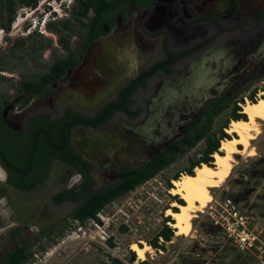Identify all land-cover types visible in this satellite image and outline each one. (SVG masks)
I'll return each instance as SVG.
<instances>
[{
    "label": "rangeland",
    "instance_id": "1",
    "mask_svg": "<svg viewBox=\"0 0 264 264\" xmlns=\"http://www.w3.org/2000/svg\"><path fill=\"white\" fill-rule=\"evenodd\" d=\"M43 1H39L37 10H28L17 6L9 32L0 28V99L2 97L13 98L19 78H29L31 73L44 72V66L48 65L50 55H66L67 53L59 42L60 35L52 32L48 27H45V32L40 31L39 35H34V29L38 30L42 26L41 24L37 25L38 17L42 14L44 18L48 17L52 11V8L49 12L46 11V3ZM53 1L49 0L51 5H53ZM207 1L185 0L184 4L187 9L192 7L198 14V18L188 21L191 24L188 28L183 26L181 20L184 19L180 14L171 18L169 24L177 37L180 36V38L193 36L194 41L197 42L211 35L212 39L208 47L197 55L183 60L178 65L179 69L175 71L176 74L153 76L148 80L146 89L138 90L134 95L137 105L144 108L141 114V117L145 116L143 122L149 120L144 130L149 132L150 136L151 133L148 129L153 128L155 132L159 129L156 118L162 115L166 104H178L176 100L178 89L182 88L183 91H186L192 87L200 88L204 83L210 84L213 78H217L214 76L211 78V76L213 70L222 61V55L214 53H226L225 58L228 62L219 69L223 80L240 72L246 66L244 55L240 58V63L235 66V71L232 70L233 60L236 59L232 49L236 50V55H242L238 48L240 45L238 43L242 42V35L239 33L240 28L236 27L237 21L240 16L248 15L253 11H259L264 15V0H235L236 9L229 16L226 15L225 10L229 0H210L208 1L210 3ZM1 2L2 0H0V21L5 23L6 11ZM177 8L180 9V5ZM43 10L45 11L43 12ZM149 14L143 15L136 9H132L127 17L128 22L123 25L127 29L125 27L121 31L112 29L105 36L99 53L104 56L110 55L111 58L106 60L108 63L106 65L108 69L115 70L112 79L117 78L121 81L127 76V73L134 75L137 68H146L152 61L160 59L162 37L157 36L158 34L153 31H148L147 28L139 27L152 19V11ZM206 15L210 20L200 21L201 18L206 19ZM91 16L92 13H88L87 18L83 19V23H87ZM223 16H227V18ZM49 18L51 17L49 16ZM197 19L200 22L192 24ZM224 19H228V28L221 27V22ZM213 20L216 21V24L211 22ZM60 21H67L68 30L65 31L60 25ZM28 22L31 23V28L24 30ZM50 22L57 25L64 39L67 40L68 50L73 54L81 55V41L86 36V28L78 25L70 16L62 19L60 10L56 11V17L50 19ZM148 32L154 33L155 36L150 37ZM177 37H174L175 40L178 39ZM171 40L173 39L171 38ZM41 41L50 43V46L43 50H34L33 48L37 47ZM143 44L145 51L137 48ZM148 46L151 47L147 48ZM259 52H264V41ZM113 55H115V59L112 57ZM254 56L249 55V60H254ZM147 58L149 60H146ZM211 67H214L212 71ZM258 77L261 78L258 79ZM246 83L251 86V89L259 91L256 99L264 97L262 92L264 89V68L259 69L257 76ZM247 95L248 92H245L244 96L247 97ZM191 104L192 102L188 103V105ZM148 110L149 112H147ZM229 114L230 109H227L214 119L212 129L214 132L219 131L227 122H230ZM153 119L156 124L153 123ZM120 120L119 115L115 117L116 125ZM168 125H170L169 122ZM260 125V134L251 142L255 149V155L235 156L236 161L230 176L222 186L211 189L213 201L202 212H198L192 220L190 235L175 236L174 229L169 225L173 219L166 216L165 212L172 208V203L175 202L172 200L174 195L169 193L168 183L170 182L174 187L172 181L178 175L180 178L183 175L182 172L188 169L190 162L199 157L205 147V141H201L183 158L175 161L149 182L117 199L116 208L105 210L108 221L111 223L106 235H111L112 245L108 243L102 245L103 238L101 236L107 237L102 231L90 230V235L97 240L95 242L87 241L86 236L77 235L73 229H69L72 219L69 214H65L66 219L61 229H58V232L54 234L55 240L43 237L37 239L32 248L33 259L27 264H109L110 259H118L121 264H261L264 261V121H261ZM113 128L114 125L111 123L101 128L100 132H109ZM88 133L89 131H86L83 135L90 137L91 135ZM222 206L238 211L245 218L248 229L256 235L258 241L251 251H238L224 237L220 229L212 223L208 215L210 207L219 211ZM71 209L66 205L57 208L49 206V218L60 216ZM166 217L170 218V222L166 223L167 227L173 230L171 241L164 243L162 250H155L150 246V253L146 254L145 260H139L137 253L131 250V245L137 244L142 247L144 244L149 245L148 243L162 229ZM159 242L163 243L160 240ZM39 246H43L45 250H39ZM132 251L135 254L134 262L129 260Z\"/></svg>",
    "mask_w": 264,
    "mask_h": 264
},
{
    "label": "flooded vegetation",
    "instance_id": "2",
    "mask_svg": "<svg viewBox=\"0 0 264 264\" xmlns=\"http://www.w3.org/2000/svg\"><path fill=\"white\" fill-rule=\"evenodd\" d=\"M75 1L68 4L62 0H54L55 4H53L57 6V10L62 11L63 19L71 17ZM50 2L43 1L46 3L47 12L53 8ZM184 2L185 0H153L150 7L143 9L133 4L126 5L123 12L115 15L114 23L111 26L105 24L102 27L103 34L90 41L87 47H84L86 36L82 39L81 55L73 54L69 50H66V55H50L48 70L45 68L42 73H31L29 78H19L13 98L0 99V171L3 174L0 177V264H5L7 253L21 246H27L30 242H36L39 237L49 239L47 236L49 227L53 226L54 233H57L66 219L65 214L70 216L92 194L101 193L117 185L125 178L127 172L141 167L151 157L162 151L154 153L151 157L146 156L150 145V135L146 134L144 129L149 120L143 122L145 116L141 117V114L144 108L137 105L134 95L138 90L146 89L148 80L153 76L176 74L175 71H178V65L183 60L197 55L211 43V35L197 42L194 41L193 36L177 37L169 24L171 18L180 14L184 19L181 21L185 28L191 26L188 23L189 20L198 18L195 9L190 7L188 10ZM179 5L180 9L177 8ZM23 8L37 10V6ZM231 8H233L232 11H230ZM132 9H136L143 15L145 13L150 15L152 11V19L139 27L147 28L148 31H153L158 34L157 36L162 37L160 59L152 61L146 68H137L134 75L127 73L121 81L117 78L112 79L115 70L108 69L106 65L108 64L106 60L111 58L110 55L95 53L88 59V67L80 69L85 62V53L89 44L105 37L112 29L120 31L124 27L127 29L123 25L128 22L127 17ZM235 9V0H229L225 9L226 15L233 14ZM256 12L240 16L237 21L236 27L240 28L239 33L242 35V42L238 43L240 44L238 48L242 55H236V50L231 48L236 58L233 60L232 70L235 71V66L240 63L239 60L244 55L246 66L240 72L223 80L219 69L228 60L225 58V52L221 54L216 52L214 54L222 55V61L216 69L213 70L214 67H211V71L213 70L211 78L213 76L217 78H213L210 84L204 83L203 86L209 88L216 83H223L221 87L227 93L234 89L237 83H244L256 77L258 70L264 68V56H256L264 55V52H259L264 41V15L259 11ZM49 16L44 18L42 14L38 17L40 20L46 19L45 27L51 23L50 19L56 17V12ZM207 16L200 21L210 20ZM227 16L223 17L227 18ZM200 21L197 19L192 24ZM211 22L216 24L214 20ZM221 24L222 28H228V19L222 20ZM24 30L27 28L24 27ZM154 33L148 32V35L154 37ZM174 37L178 39L175 40ZM149 47L151 46L147 48ZM137 48L145 51L144 44ZM169 54L184 55L168 65L170 75L165 74L163 70H157L144 80V88L138 86L128 97L131 101L127 104L128 108L130 111L137 112V115L129 116L122 110H116L98 126L82 123L71 125L75 118L90 121L100 119L99 115L105 108L119 103L124 104V95L120 98L121 92L129 88L140 73L167 61ZM249 55H255L254 60H249ZM114 56L112 57L115 59ZM57 63L69 65L63 70V74L51 81L41 93L33 94L30 90L23 88V81H33L45 72L58 71L59 67L55 68ZM234 78L237 79L230 84L229 81ZM118 82L121 83L118 84ZM221 87L215 88L220 91ZM70 113L74 117H70ZM118 115L121 120L116 125L117 122L115 123L114 119ZM111 123L114 125L112 130L100 132L101 128ZM86 131H89L88 135L93 137L83 135ZM70 193L76 197L66 198L59 203L55 202L54 198L58 195H70ZM62 205L72 209L60 216L49 218V206L57 208Z\"/></svg>",
    "mask_w": 264,
    "mask_h": 264
},
{
    "label": "trees",
    "instance_id": "3",
    "mask_svg": "<svg viewBox=\"0 0 264 264\" xmlns=\"http://www.w3.org/2000/svg\"><path fill=\"white\" fill-rule=\"evenodd\" d=\"M40 0H2L1 5L6 11V22L0 21V28L9 32L10 26L14 19V13L16 7H31L35 8ZM153 0H76L75 6L71 11V18L76 21L78 25L86 28V38L84 42V47H87L88 43L101 34H103L102 27L107 24L111 26L114 23V18L117 13L123 12L125 6L128 4H133L138 8H146L152 5ZM233 8L230 9L232 11ZM92 13V16L88 19L87 23H83V19L87 18L88 13ZM61 22V21H60ZM60 25L66 30H68L67 21L61 22ZM49 30L60 35V43L63 49L68 50L67 40L64 39L63 35L58 30L57 25L50 23L48 25ZM40 33L34 32V35H39ZM69 35V34H68ZM50 46V43H45L41 41L39 45L34 50H43ZM72 55V54H71ZM184 55H168L167 61L159 63L153 66L150 70L142 72L138 77L131 83L130 87L121 92L120 98L124 95V104L112 105L105 108L100 113V119L97 120H85L76 119L71 122L82 123L84 125L98 126L103 123L104 119L112 114L116 110H122L129 116L137 115V112L130 111L127 104L131 101L128 97L135 92L138 86L142 88L145 87L144 80L152 76L157 70H163L165 74L170 75L171 71L168 69V65L180 59ZM69 64H55V68L59 67L58 71L52 70L50 73L45 72L43 75L38 76L37 79L33 81H23V88L30 90L33 94H39L49 85L51 81L56 80L63 74V70ZM49 69L48 65L44 66ZM262 77V76H261ZM261 77H258L261 78ZM245 92H248L247 97L244 96ZM259 91L257 89H251V86L244 83H237L234 89L225 93L221 97L207 100L199 110L193 122L186 128V130L180 135L178 139L173 141L169 146L163 149L158 154L151 157L144 165L139 168L133 169L125 174V178L119 182L117 185L109 187L101 193H94L91 197L84 201L78 208L70 215L71 219L78 220L80 222H85L87 219L95 218L96 214L102 210L106 205L110 204L112 201L117 200L126 196L128 193L134 191L139 186L152 180L157 174H159L164 169L168 168L175 161L183 158L190 150L197 146L201 141H205V147L201 151L198 158L193 159L187 170L182 173L187 175H194V169L201 167L202 165H207L208 167H213L214 165V154H221L219 148L223 140H228L231 137L225 133V129L228 127L229 122H227L219 131L214 132L213 122L214 119L227 109H230V114L228 117L229 121H239L246 120V115L242 113V105L246 101L250 103H255L257 101L256 97ZM264 93V89L262 90ZM74 117L72 113L69 115ZM52 144V142H50ZM179 179V175L175 177L174 180ZM171 183H168V189H172ZM74 194L70 195L60 194L54 198L55 202L59 203L66 198H75ZM172 200L183 205V200L175 195L172 196ZM173 212H178L177 208H170ZM170 222V218L166 217L165 223L162 229L155 235V237L148 243L155 250H162L164 248V243L171 241L173 237V230L167 227L166 223ZM55 228L49 227V239L55 240L54 238ZM42 237H39L40 239ZM163 243H160L159 240ZM111 244V238L107 242ZM35 242H30L27 246H21L5 255V264H27L33 259L32 248ZM141 246V245H139ZM39 250L44 251L43 246H39ZM131 262L135 260V254L132 251L129 259ZM109 264H121L118 259H110ZM145 264V263H143Z\"/></svg>",
    "mask_w": 264,
    "mask_h": 264
},
{
    "label": "bare ground",
    "instance_id": "4",
    "mask_svg": "<svg viewBox=\"0 0 264 264\" xmlns=\"http://www.w3.org/2000/svg\"><path fill=\"white\" fill-rule=\"evenodd\" d=\"M215 91L218 90L216 89ZM168 105L167 103L166 108L164 107L165 112L163 111L162 115L156 118L159 129L156 132L153 128L148 129L151 136H153V133L161 131L160 135H162L163 139L165 131L170 129H166L164 126L165 123H167L165 125H168V114L174 112L173 106L177 105L176 107H180V105L179 103ZM242 113L246 115L245 121H230L225 129L231 138L221 142L219 148L221 154H214L213 167L202 165L194 169V175L183 174L179 179L172 181L174 187L169 190V193L179 196L184 202L183 205L172 203V207H177L178 212H173L170 209L165 212L166 216L173 219V222L169 225L174 229L175 236L190 235L192 232V220L198 212H202L213 201L211 189L222 186L230 176L236 161L235 156L255 155V149L251 142L261 132L260 122L264 121V97H260L255 103L247 102L243 104ZM153 123L156 124L155 119H153ZM161 126L165 129L163 130ZM145 133L149 135V132ZM2 175L0 171V177ZM150 249L147 244H144L143 247L137 244L131 245V250L137 253L139 260H145L146 254L150 253ZM261 264H264V261Z\"/></svg>",
    "mask_w": 264,
    "mask_h": 264
},
{
    "label": "water",
    "instance_id": "5",
    "mask_svg": "<svg viewBox=\"0 0 264 264\" xmlns=\"http://www.w3.org/2000/svg\"><path fill=\"white\" fill-rule=\"evenodd\" d=\"M105 37L99 38L96 41H93L89 44L88 48L86 49L85 53V62L81 65L80 69H84L88 67V59L91 55H95V53L101 50ZM237 78H234L229 81L230 84H233ZM185 84V83H184ZM223 83H216L215 85L207 88L206 86H202L200 88L192 87L188 88L186 91H183L182 88L177 90V102L179 103L180 107H176L177 105L173 106L174 112H170L167 117V122H169L170 127L168 125L164 126L166 129L170 128L164 138L162 139L161 131L158 133H153V136L149 137V147L146 153L147 157H151L154 153H158L159 151L165 149L169 146L173 141L178 139L180 135L186 130V128L193 122L196 115L198 114L199 110L204 106L205 102L210 99H214L216 97L223 96L226 91L221 87ZM221 87L220 91H215V87ZM193 103L188 106V103ZM161 109V108H160ZM170 119V121H168ZM161 128L164 130L163 126ZM169 133V134H168ZM177 136H179L177 138ZM161 140V141H160ZM160 141V142H159ZM147 149V147H145Z\"/></svg>",
    "mask_w": 264,
    "mask_h": 264
},
{
    "label": "built area",
    "instance_id": "6",
    "mask_svg": "<svg viewBox=\"0 0 264 264\" xmlns=\"http://www.w3.org/2000/svg\"><path fill=\"white\" fill-rule=\"evenodd\" d=\"M116 200L112 201L110 204L106 205L102 210H100L95 218L87 219L85 222H80L78 220H71V227L77 235L86 236L87 241L95 242L97 241L95 237L90 235V230L102 231L104 235L108 232L111 227V223L108 221V216L105 210L107 208H116ZM214 226L222 232L224 237L232 243V245L241 252L251 251L258 241L256 235L248 229L247 222L245 218L239 214L238 211L229 209L222 206L220 210L212 209L210 207L208 212ZM103 237L102 245L108 242L111 235ZM162 242V240L160 239Z\"/></svg>",
    "mask_w": 264,
    "mask_h": 264
},
{
    "label": "clouds",
    "instance_id": "7",
    "mask_svg": "<svg viewBox=\"0 0 264 264\" xmlns=\"http://www.w3.org/2000/svg\"><path fill=\"white\" fill-rule=\"evenodd\" d=\"M63 2H67L68 4H71L72 3V1L73 0H62ZM55 4V3H54ZM53 4V8H52V11H51V13H53V12H56L57 11V6L56 5H54ZM49 11H50V9H49ZM48 11V12H49ZM51 13H49V15L51 14ZM39 20V22H37V25H39V24H41L42 26H40V28L37 30V29H34L35 31L34 32H40V31H45V22L44 21H46V19H44V20H40V19H38ZM40 21H42V22H40ZM25 28H27V30H30V28H31V23L30 22H28V24H26L25 25Z\"/></svg>",
    "mask_w": 264,
    "mask_h": 264
}]
</instances>
